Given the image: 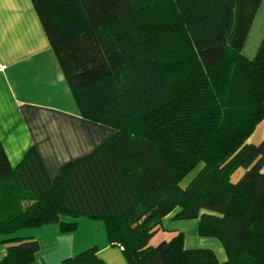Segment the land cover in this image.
Listing matches in <instances>:
<instances>
[{"label":"trees","instance_id":"trees-1","mask_svg":"<svg viewBox=\"0 0 264 264\" xmlns=\"http://www.w3.org/2000/svg\"><path fill=\"white\" fill-rule=\"evenodd\" d=\"M32 1L80 115L115 132L53 179L35 147L12 167L0 143V264L35 260L29 230L69 233L82 217L126 264H264V141L246 143L264 120V35L242 53L262 0ZM159 27L177 34L167 59ZM170 214L196 219L224 261L182 232L150 244ZM97 250L63 264H106Z\"/></svg>","mask_w":264,"mask_h":264},{"label":"crops","instance_id":"crops-1","mask_svg":"<svg viewBox=\"0 0 264 264\" xmlns=\"http://www.w3.org/2000/svg\"><path fill=\"white\" fill-rule=\"evenodd\" d=\"M43 30L32 0H0V143L12 167L35 147L53 179L64 164L88 153L115 130L80 115ZM261 141L264 120L257 123L246 143ZM244 172L238 168L231 181H238ZM197 224L196 219L176 220L170 214L149 243L182 232L185 248L210 249L223 262L222 245L214 238L199 236ZM24 235L39 244L35 260L29 264H63L91 246H97V256L106 264H126L121 248L107 243L103 223L98 220L79 218L76 229L69 233L47 225ZM7 245L0 241V262Z\"/></svg>","mask_w":264,"mask_h":264},{"label":"rangeland","instance_id":"rangeland-1","mask_svg":"<svg viewBox=\"0 0 264 264\" xmlns=\"http://www.w3.org/2000/svg\"><path fill=\"white\" fill-rule=\"evenodd\" d=\"M155 30H159V31L156 32ZM153 31L151 34H152V39L154 40V44L157 46V48H159V53L162 56V58L167 59L168 55L170 54V53L167 54L168 52L166 53V50H168L169 47L167 45H170V41L173 38H175L177 34H175V32L173 31L169 33H164L166 31L160 30V27L159 29L154 28ZM262 35H264V0L261 1L259 9L254 17L245 45L242 49V53L248 57H252L260 43ZM193 174L194 172H191L182 181L181 186H184ZM29 231L31 233L33 232V229Z\"/></svg>","mask_w":264,"mask_h":264}]
</instances>
